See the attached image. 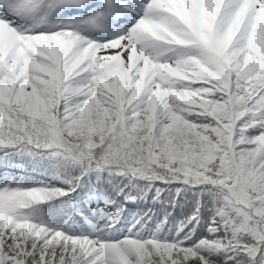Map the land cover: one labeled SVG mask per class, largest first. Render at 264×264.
Here are the masks:
<instances>
[{
    "label": "snow or ice",
    "instance_id": "obj_1",
    "mask_svg": "<svg viewBox=\"0 0 264 264\" xmlns=\"http://www.w3.org/2000/svg\"><path fill=\"white\" fill-rule=\"evenodd\" d=\"M0 264H264V0H0Z\"/></svg>",
    "mask_w": 264,
    "mask_h": 264
}]
</instances>
